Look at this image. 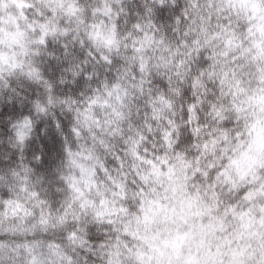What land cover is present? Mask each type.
<instances>
[{
	"label": "snow or ice",
	"instance_id": "6c2138e0",
	"mask_svg": "<svg viewBox=\"0 0 264 264\" xmlns=\"http://www.w3.org/2000/svg\"><path fill=\"white\" fill-rule=\"evenodd\" d=\"M0 264H264V0H0Z\"/></svg>",
	"mask_w": 264,
	"mask_h": 264
}]
</instances>
